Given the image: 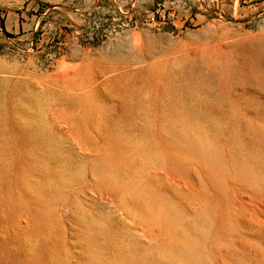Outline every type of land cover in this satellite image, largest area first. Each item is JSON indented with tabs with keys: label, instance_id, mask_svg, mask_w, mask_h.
I'll return each mask as SVG.
<instances>
[{
	"label": "rangeland",
	"instance_id": "1",
	"mask_svg": "<svg viewBox=\"0 0 264 264\" xmlns=\"http://www.w3.org/2000/svg\"><path fill=\"white\" fill-rule=\"evenodd\" d=\"M0 128L42 264H264V0H0Z\"/></svg>",
	"mask_w": 264,
	"mask_h": 264
},
{
	"label": "bare ground",
	"instance_id": "2",
	"mask_svg": "<svg viewBox=\"0 0 264 264\" xmlns=\"http://www.w3.org/2000/svg\"><path fill=\"white\" fill-rule=\"evenodd\" d=\"M170 58V57H169ZM182 59V58H181ZM215 60V59H214ZM162 61V60H161ZM171 61V60H170ZM169 61V62H170ZM181 60H177L176 58L175 59H173V62L171 61L170 62V64H169V67H178L179 65H180V63L182 62H180ZM84 62V61H83ZM165 63V62H164ZM217 63V62H216ZM61 65V64H60ZM88 65H89V63H88ZM88 65H86V63H81L80 65H72V66H67L66 64H64V65H62V67H61V70H60V72H59V78H58V82H59V84L60 85H63V88L64 87H68V88H71V89H79V90H82V91H85L87 88H90V86H91V75L89 74V72L87 71V70H90V67L88 66ZM87 66L89 67V69H87ZM161 66V65H160ZM161 68V67H160ZM166 68V65L162 68V69H164V70H166L165 69ZM170 68V69H171ZM161 70V69H160ZM164 70H162V71H164ZM102 73V72H101ZM97 74V73H96ZM95 75V74H94ZM102 75V74H101ZM101 75H99V76H101ZM161 75V74H160ZM163 75V74H162ZM97 76V75H96ZM55 79H56V77H55ZM107 80H108V77H107ZM117 80V79H116ZM121 80H123V79H121ZM53 81V80H52ZM103 81V80H102ZM113 81H115V80H113ZM120 81V80H119ZM98 82V81H97ZM107 82V81H106ZM105 82V83H106ZM117 82V81H116ZM127 82V81H126ZM157 82V81H156ZM52 83V82H51ZM102 83V82H101ZM192 83V82H191ZM55 84V83H54ZM58 84V85H59ZM96 84V83H95ZM107 84H108V82H107ZM107 84H106V86H107ZM57 85V84H56ZM93 85V84H92ZM123 86V85H122ZM158 86V85H157ZM97 87V86H96ZM52 88V87H51ZM120 88V87H119ZM59 89V88H58ZM57 89V90H58ZM64 89H66V88H64ZM93 89V88H92ZM95 89V88H94ZM106 89V88H105ZM109 89V88H108ZM123 89V88H122ZM60 90V89H59ZM134 90V89H133ZM70 93V92H69ZM76 93V92H75ZM87 93V92H86ZM164 102V101H163ZM54 106V105H53ZM56 107V106H55ZM56 109V108H55ZM57 112V111H56ZM22 115V114H21ZM61 115V114H60ZM36 116V115H35ZM61 117V116H60ZM48 118V117H47ZM51 118V117H50ZM55 118H56V116H55ZM62 118V117H61ZM4 119V118H3ZM20 119V118H19ZM57 119V118H56ZM68 119V118H67ZM15 120V119H14ZM55 120V119H54ZM48 121V120H47ZM59 121V120H58ZM19 122H21V121H19ZM13 123V122H12ZM49 123H50V121H49ZM68 123V122H67ZM16 124V123H15ZM19 124V123H18ZM39 124V123H38ZM43 124V123H42ZM60 124V123H59ZM49 125V124H48ZM24 126V125H23ZM49 126H51V125H49ZM63 126V125H62ZM36 127V126H35ZM40 127V126H39ZM52 127V126H51ZM59 127V126H58ZM57 127V128H58ZM67 127V126H66ZM3 128V127H2ZM41 128V127H40ZM42 128H43V126H42ZM1 129V128H0ZM52 129V128H51ZM55 129V128H54ZM15 130V129H14ZM41 130V129H40ZM61 129H59V131H60ZM26 131V130H25ZM42 131V130H41ZM55 131V130H54ZM64 132V131H63ZM75 132V131H74ZM54 133V132H53ZM65 133V132H64ZM72 133V132H71ZM33 134V133H32ZM56 134V133H55ZM58 134H59V132H58ZM54 135V134H53ZM57 135V134H56ZM20 137V136H19ZM78 137V136H77ZM24 138V137H23ZM63 138V137H62ZM67 138H69V137H67ZM16 140V139H15ZM18 141H19V139H17ZM21 140H22V138H21ZM24 140V139H23ZM25 141V140H24ZM23 141V142H24ZM22 142V141H21ZM26 142V141H25ZM81 144V143H80ZM24 145H26V144H24ZM22 146H23V144H22ZM24 147V146H23ZM22 149V148H21ZM20 151V150H19ZM24 152V151H23ZM18 154V153H17ZM25 154V153H24ZM27 154V153H26ZM5 155V154H4ZM16 155V154H15ZM21 155V154H20ZM27 156V155H26ZM17 157V156H16ZM15 157V158H16ZM21 157V156H20ZM3 158V157H2ZM26 158V157H25ZM17 159H18V157H17ZM35 161V160H34ZM33 161V162H34ZM29 162V161H28ZM23 163V162H22ZM21 163V164H22ZM31 163V162H30ZM3 165V164H2ZM25 165V164H24ZM35 165H37V164H35ZM18 166V165H17ZM23 166V165H22ZM21 165H20V168L22 167ZM27 166V165H26ZM4 167V166H3ZM23 167H25V166H23ZM27 168V167H26ZM18 170H19V168H18ZM25 170V169H24ZM5 171V170H4ZM4 171H3V173H1L0 172V174H4ZM8 171V170H7ZM6 171V172H7ZM22 171V168H21V170L19 171V172H21ZM26 171V170H25ZM25 171H24V173H25ZM18 172V171H17ZM23 172V171H22ZM19 173L17 176H19L18 177V180H16L15 181V179H14V181L15 182H13L14 183V185L12 184V182H11V184L12 185H7V184H4L5 185V192L3 191H0L1 193H3V194H1L0 195V197H2V198H0V200H1V202L3 203V208L2 209H6V211L7 210H11L12 212V214H10L9 213V211H8V214H10L9 216V218H7L8 220L5 222V223H3V222H1V220H0V258L2 257V256H4V255H6V253H9V254H11V256L12 257H14V259H17L16 261L19 263V264H42L40 261H38L33 255H31V252H32V246H31V244L29 243L30 241H29V237L30 236H28V230H29V228H30V225H31V223H30V219H29V217H28V213H29V211L26 213L25 212V209L27 208H25V206L26 205H28V204H30V203H28V204H26L25 206H24V203H26L27 201H30V202H32V201H36V200H38V198H39V196H37V195H31V196H29V195H26L27 193H26V191H29L28 190V186H27V182H26V180H25V174L24 173ZM34 172V171H33ZM32 172V173H33ZM36 172V171H35ZM14 172H11V174H13ZM7 174H10L9 172L7 173ZM34 174V173H33ZM37 174V173H36ZM5 175V174H4ZM40 175V174H39ZM10 176V175H9ZM8 177V176H7ZM33 177V176H32ZM34 177H35V175H34ZM244 177V176H243ZM3 178V177H2ZM1 178V179H2ZM10 178V177H9ZM233 178V177H232ZM0 179V180H1ZM3 179H5V178H3ZM6 179H8V178H6ZM11 180H12V178H11ZM33 180H35V179H33ZM2 181V180H1ZM4 181V180H3ZM6 181V180H5ZM7 181H9L10 182V180H7ZM32 182H34V181H32ZM41 182V181H40ZM3 183V182H2ZM35 183H38V181L36 182L35 181ZM34 183V184H35ZM42 184V183H41ZM32 186H33V183L31 184ZM1 186V185H0ZM33 187H37V185L36 186H33ZM1 188L2 187H0V190H1ZM51 188V187H50ZM233 188V187H232ZM2 189H4V188H2ZM32 191V190H31ZM42 191V190H41ZM29 193V192H28ZM42 193V192H41ZM40 193V194H41ZM45 193V192H44ZM50 193V192H49ZM43 196H44V194H42ZM42 195H41V197H42ZM55 195V194H54ZM52 196V195H51ZM54 197V196H53ZM46 198H47V196H46ZM52 198V197H51ZM41 199V198H40ZM42 200V199H41ZM54 200V199H53ZM46 201V200H45ZM48 201V200H47ZM48 202H50V204H51V200H49ZM40 203V202H39ZM46 203V202H45ZM52 203H54L55 204V202H53L52 201ZM232 204H233V202H232ZM47 205H49V203L47 204ZM51 205H53V204H51ZM229 206V205H228ZM232 206V205H231ZM35 207V206H34ZM52 207V206H51ZM51 207L50 206H48L47 207V209L48 208H50L51 209ZM230 207V206H229ZM229 207H228V209H229ZM30 207H28V210H30L29 209ZM232 208H233V206H232ZM37 209V208H36ZM46 209V208H45ZM48 210V211H51V210ZM53 209V208H52ZM234 209V208H233ZM34 210V212L36 211L35 209H33L32 208V211ZM54 210H56L55 208H54ZM225 210V209H224ZM3 212H4V210H2ZM5 211V212H6ZM44 211V210H43ZM226 211V210H225ZM224 211V212H225ZM237 211V210H236ZM33 212V213H34ZM2 213V212H1ZM1 213H0V215H1ZM52 213H54L55 214V212H52ZM228 213V212H227ZM3 214V213H2ZM6 214H7V212H6ZM7 214V215H8ZM43 214H45V213H43ZM53 214V215H54ZM226 214V213H225ZM53 215H52V217H53ZM3 216V215H2ZM33 216V215H32ZM41 217H42V219H44L43 218V216L42 215H40ZM39 216V217H40ZM58 216V215H57ZM6 217V216H5ZM228 217V216H227ZM2 218V217H1ZM4 218V217H3ZM54 218V217H53ZM53 218H51V219H53ZM150 218V217H149ZM144 219V218H143ZM157 219V218H156ZM3 220V219H2ZM29 220V221H28ZM40 221H41V219H39ZM39 221V222H40ZM45 221V220H44ZM44 221H42L43 222V225H44ZM51 221V220H50ZM32 222H34V220L32 221ZM36 222V221H35ZM34 222V223H35ZM41 222V223H42ZM232 222H234V220L232 221ZM30 223V224H29ZM40 223V224H41ZM226 223V222H225ZM224 223V224H225ZM39 224V223H38ZM37 224V225H38ZM56 223H54V225H55ZM154 224V223H153ZM158 224V223H157ZM229 225V224H228ZM227 225V226H228ZM33 226V225H32ZM56 226V225H55ZM153 226V225H152ZM157 226V225H156ZM226 226V225H225ZM37 228H39L38 226H37ZM36 228V230H38ZM41 228H42V225H41ZM225 228V227H224ZM31 229V228H30ZM33 229V228H32ZM40 229V228H39ZM53 229L55 230V227L53 228L52 227V229L51 228H46L45 230H41L42 231V236L44 237V238H46V237H48L49 235H50V233H52V231H53ZM31 231V230H30ZM29 231V232H30ZM31 232H34V231H31ZM38 232V231H37ZM40 233V232H39ZM57 235V234H56ZM59 235V234H58ZM58 235L56 236V237H58ZM35 235H33L31 238H33ZM60 237V236H59ZM43 238V239H44ZM50 238H52V235H50ZM53 239V238H52ZM56 240H58V239H56ZM36 241V240H35ZM52 241H54V240H52ZM59 241V240H58ZM237 241V240H236ZM55 242V241H54ZM47 243V242H46ZM45 243V244H46ZM35 244H36V242H35ZM66 246V245H65ZM64 246V247H65ZM41 247V246H40ZM44 247V246H43ZM47 247V246H46ZM53 247H54V245H52V244H48V248H49V263L48 264H62L61 263V261H60V259L59 258H57V254H55L54 253V250H53ZM56 247V246H55ZM47 248V249H48ZM57 248V247H56ZM66 248V247H65ZM41 249V248H40ZM46 249V248H45ZM66 250H68V249H66ZM40 251V250H39ZM58 251H59V249H58ZM40 252H42V251H40ZM170 252V251H169ZM37 253V252H36ZM46 253V252H45ZM66 254V253H65ZM29 255H31V258H29L28 256ZM60 255V254H59ZM68 255H69V253H68ZM85 255V254H84ZM67 256V255H66ZM5 257V256H4ZM47 257H48V255H47ZM46 257V258H47ZM59 257V256H58ZM68 257V256H67ZM85 257V256H84ZM83 257V258H84ZM40 258V257H39ZM66 258V257H65ZM70 258L71 257H69V260H70ZM46 260V259H45ZM79 260V259H78ZM66 261H68L67 259H66ZM72 260H70V262H71ZM80 261V260H79ZM65 262V261H64ZM70 262L68 263V264H70ZM1 264V263H0ZM44 264V263H43ZM66 264V263H65ZM72 264H73V261H72ZM88 264V263H87Z\"/></svg>",
	"mask_w": 264,
	"mask_h": 264
},
{
	"label": "water",
	"instance_id": "3",
	"mask_svg": "<svg viewBox=\"0 0 264 264\" xmlns=\"http://www.w3.org/2000/svg\"><path fill=\"white\" fill-rule=\"evenodd\" d=\"M64 8H66V9H69L70 7H67V6H63Z\"/></svg>",
	"mask_w": 264,
	"mask_h": 264
}]
</instances>
